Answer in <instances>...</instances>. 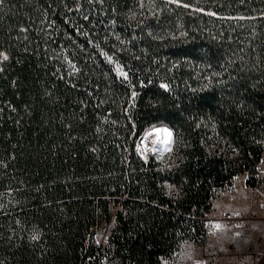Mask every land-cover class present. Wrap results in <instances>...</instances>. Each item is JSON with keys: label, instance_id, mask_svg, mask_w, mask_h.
<instances>
[{"label": "trees", "instance_id": "obj_1", "mask_svg": "<svg viewBox=\"0 0 264 264\" xmlns=\"http://www.w3.org/2000/svg\"><path fill=\"white\" fill-rule=\"evenodd\" d=\"M0 55V264H163L264 161V0H5Z\"/></svg>", "mask_w": 264, "mask_h": 264}, {"label": "rangeland", "instance_id": "obj_2", "mask_svg": "<svg viewBox=\"0 0 264 264\" xmlns=\"http://www.w3.org/2000/svg\"><path fill=\"white\" fill-rule=\"evenodd\" d=\"M2 59L0 55V61ZM159 126L164 125L149 127L138 141L137 152L146 163L166 164L173 152V134L170 138L172 151H152L156 146L151 141L166 138L163 133L159 137L156 134L147 136L150 129ZM145 145L148 151L144 150ZM249 172L254 173L253 178L246 176ZM241 175L242 179L234 183L230 190L216 187L221 188L222 192L205 216L208 220L203 222L200 235L180 243L168 264H264L260 254L264 251V161L253 171H245ZM174 191L173 187L168 188L169 194L177 193ZM16 206L11 191L0 193V224L5 217L15 216ZM226 214L234 218H251V224L248 227H235L224 220ZM215 225L221 227L217 229ZM109 234L106 230L98 234L100 243L105 247ZM102 264H109L107 258L102 260Z\"/></svg>", "mask_w": 264, "mask_h": 264}, {"label": "snow or ice", "instance_id": "obj_3", "mask_svg": "<svg viewBox=\"0 0 264 264\" xmlns=\"http://www.w3.org/2000/svg\"><path fill=\"white\" fill-rule=\"evenodd\" d=\"M245 2H246V0H240L241 4H243ZM4 3H5V0H0V6H2ZM183 6L188 7V5H183ZM198 10L203 11L202 9H198ZM207 14L210 16H217L218 15L216 12H208ZM85 18H87V17H85ZM226 18H230V17H226ZM239 19H243V17H240ZM3 58L6 60L7 56H4ZM122 75H124L126 77L127 74L122 73ZM162 87L166 88L167 85H162ZM161 133L165 134L166 138H161V139L151 141V143L156 146L155 148L152 149V151L158 152L161 149H163L164 151H168V152L172 151V147H171L172 141L170 139L172 136V132L167 127L159 126V127H155L153 129H150L149 132L147 133V136H152L153 134H156L159 137ZM147 136L145 137V139H147ZM144 150L145 151L149 150L147 145H145ZM215 227L217 229H219L221 226L215 225ZM32 239L36 240V239H38V236L33 235Z\"/></svg>", "mask_w": 264, "mask_h": 264}, {"label": "built area", "instance_id": "obj_4", "mask_svg": "<svg viewBox=\"0 0 264 264\" xmlns=\"http://www.w3.org/2000/svg\"><path fill=\"white\" fill-rule=\"evenodd\" d=\"M248 178H253L254 177V173L252 172H249L247 175H246ZM242 179V175L241 174H234V175H231L230 179L228 180V182L225 184V186L223 187V190L224 189H229L232 187V185L238 181H240ZM222 192L221 188H215L213 189L212 193L210 194L209 198H208V204H210L211 206L214 205L218 195H220ZM224 220L227 222V223H231L233 226L235 227H248L250 226L251 224V218H248V217H245V216H242V217H239V218H234L232 217L231 215L229 214H226L225 217H224Z\"/></svg>", "mask_w": 264, "mask_h": 264}, {"label": "crops", "instance_id": "obj_5", "mask_svg": "<svg viewBox=\"0 0 264 264\" xmlns=\"http://www.w3.org/2000/svg\"><path fill=\"white\" fill-rule=\"evenodd\" d=\"M208 220V219H207ZM261 254V256H262V258H263V261H264V251L262 250V253H260ZM170 261H169V259L168 260H165L164 262H163V264H168ZM248 262V261H247ZM248 264H251V263H248Z\"/></svg>", "mask_w": 264, "mask_h": 264}]
</instances>
